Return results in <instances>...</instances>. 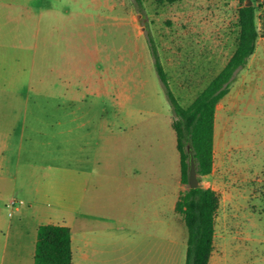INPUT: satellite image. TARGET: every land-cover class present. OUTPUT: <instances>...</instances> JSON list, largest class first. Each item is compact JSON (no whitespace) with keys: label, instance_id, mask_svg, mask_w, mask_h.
Returning a JSON list of instances; mask_svg holds the SVG:
<instances>
[{"label":"rangeland","instance_id":"374dc122","mask_svg":"<svg viewBox=\"0 0 264 264\" xmlns=\"http://www.w3.org/2000/svg\"><path fill=\"white\" fill-rule=\"evenodd\" d=\"M140 5L0 0V264H34L38 227L71 219L64 198L72 167L90 174L85 211L105 215L85 227L158 228L154 261L158 255L160 264L174 258L184 264L181 238L187 230L174 211L180 170L173 114L146 35L157 46L172 91L187 107L234 52L240 4ZM259 5L254 3L260 33ZM107 77L124 82L125 106L104 104L108 98L100 89ZM72 101L79 103L71 107ZM199 179L220 198L213 264H264L262 37L218 104L213 169ZM51 182L58 187L56 202L37 193L51 189ZM187 189L181 184L179 194ZM143 247L136 254L146 264L152 254L147 237Z\"/></svg>","mask_w":264,"mask_h":264},{"label":"trees","instance_id":"16d2710c","mask_svg":"<svg viewBox=\"0 0 264 264\" xmlns=\"http://www.w3.org/2000/svg\"><path fill=\"white\" fill-rule=\"evenodd\" d=\"M178 0H155L159 5L172 4ZM239 0L238 42L236 48L222 70L196 96L192 103L183 107L171 89L168 74L161 62L157 46L150 35L146 41L153 61L155 73L163 87L171 107V123L176 137L179 155L180 181L188 186L189 150L193 152L199 178L209 175L214 163L215 113L219 102L229 93L235 73L243 68L254 54L257 40L264 38V0ZM140 5V0H135ZM262 7L261 31L257 30L254 3ZM141 6V5H140ZM141 9V7H139ZM220 198L211 188L200 186L188 188L180 194L175 213L187 230L185 264H209L214 249L216 215ZM34 264H71V236L66 225H41L33 257Z\"/></svg>","mask_w":264,"mask_h":264},{"label":"crops","instance_id":"0c3cea01","mask_svg":"<svg viewBox=\"0 0 264 264\" xmlns=\"http://www.w3.org/2000/svg\"><path fill=\"white\" fill-rule=\"evenodd\" d=\"M222 70V69H221ZM220 70V71H221ZM209 84V83H208ZM102 88L100 92L103 93L108 100L104 104L123 107L125 106V100L127 96L124 92H127L124 82L120 80H114L112 77L104 78L101 82ZM119 86V87H115ZM229 94V93H228ZM227 94V95H228ZM226 95V96H227ZM225 96V97H226ZM125 97V99H122ZM224 97V98H225ZM194 97L192 101L195 99ZM223 98V99H224ZM222 99V100H223ZM221 100V101H222ZM191 101V103H192ZM220 101V102H221ZM219 102V103H220ZM79 102L72 101L68 103L71 107ZM81 103V102H80ZM218 107V105H217ZM217 109V108H216ZM74 114V112H72ZM78 118L71 117V122H76ZM61 122L58 121V124ZM78 124V123H76ZM84 127V122L78 124L75 129H80ZM74 128H67L66 132L71 133ZM179 156V155H178ZM45 170V168H41ZM54 169V168H53ZM58 170V169H54ZM180 170V167H179ZM90 174L79 171L78 168L72 167L70 169V191L66 192L65 198L68 204V209L73 213L70 220L62 219L60 223L66 225L70 229L71 236V252H72V263L71 264H145L144 260L138 259L137 250H143V240L147 237L148 241V251L152 253L148 256L146 264H160L158 260V255L154 261V250H159V229L148 228V229H138V230H128L124 227H107V228H95V227H85L86 223L90 220L98 221L103 220L105 215L98 213H89L85 211V204L87 193L89 192ZM205 183V181H201ZM181 181H177V191H176V201L174 204V209L176 202L180 196L179 191L181 190ZM42 187V190L37 191L39 195L46 198L47 201L56 202V197L58 194L53 190V188L58 189L57 186L50 183L49 188ZM209 188V187H204ZM68 189V188H67ZM89 199L90 196H88ZM175 211V210H174ZM178 215V214H177ZM103 216V217H102ZM180 217V216H179ZM180 220L182 221L181 217ZM183 222V221H182ZM52 225V224H51ZM188 237V236H187ZM187 237L183 236V244L187 247ZM170 243L175 244V238H168ZM185 247V256H186ZM35 251V249H34ZM213 254L214 249L210 257L209 264H213ZM174 256V255H173ZM34 257V253H33ZM175 260V258H174ZM172 261H168L166 264H176ZM185 264V258H184Z\"/></svg>","mask_w":264,"mask_h":264},{"label":"water","instance_id":"95a60500","mask_svg":"<svg viewBox=\"0 0 264 264\" xmlns=\"http://www.w3.org/2000/svg\"><path fill=\"white\" fill-rule=\"evenodd\" d=\"M251 1L247 0L246 6H250ZM189 166H188V188L196 189L200 187V179L197 173L196 162L193 152L189 150Z\"/></svg>","mask_w":264,"mask_h":264},{"label":"built area","instance_id":"2783aa9c","mask_svg":"<svg viewBox=\"0 0 264 264\" xmlns=\"http://www.w3.org/2000/svg\"><path fill=\"white\" fill-rule=\"evenodd\" d=\"M14 203H11V205H13Z\"/></svg>","mask_w":264,"mask_h":264}]
</instances>
